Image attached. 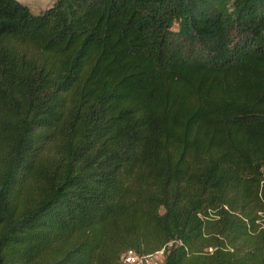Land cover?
Segmentation results:
<instances>
[{"label": "trees", "instance_id": "16d2710c", "mask_svg": "<svg viewBox=\"0 0 264 264\" xmlns=\"http://www.w3.org/2000/svg\"><path fill=\"white\" fill-rule=\"evenodd\" d=\"M264 264V0H0V264Z\"/></svg>", "mask_w": 264, "mask_h": 264}, {"label": "built area", "instance_id": "2783aa9c", "mask_svg": "<svg viewBox=\"0 0 264 264\" xmlns=\"http://www.w3.org/2000/svg\"><path fill=\"white\" fill-rule=\"evenodd\" d=\"M163 256V247L146 254H136L127 251L121 255L120 264H160Z\"/></svg>", "mask_w": 264, "mask_h": 264}, {"label": "rangeland", "instance_id": "374dc122", "mask_svg": "<svg viewBox=\"0 0 264 264\" xmlns=\"http://www.w3.org/2000/svg\"><path fill=\"white\" fill-rule=\"evenodd\" d=\"M18 2L24 4L32 12H38L40 10L48 7L53 0H17Z\"/></svg>", "mask_w": 264, "mask_h": 264}]
</instances>
